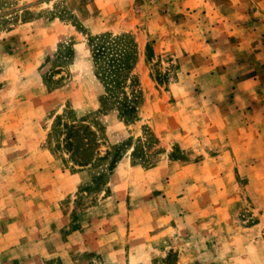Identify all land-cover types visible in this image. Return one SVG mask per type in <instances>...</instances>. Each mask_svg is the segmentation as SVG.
<instances>
[{"label":"rangeland","instance_id":"rangeland-1","mask_svg":"<svg viewBox=\"0 0 264 264\" xmlns=\"http://www.w3.org/2000/svg\"><path fill=\"white\" fill-rule=\"evenodd\" d=\"M0 264H264V0H0Z\"/></svg>","mask_w":264,"mask_h":264},{"label":"trees","instance_id":"trees-1","mask_svg":"<svg viewBox=\"0 0 264 264\" xmlns=\"http://www.w3.org/2000/svg\"><path fill=\"white\" fill-rule=\"evenodd\" d=\"M127 34L112 35L104 33L93 36L90 39L92 53L98 66V77L103 81L106 94H103L99 101L103 108L111 104L109 108L115 107L124 117H135L137 106L124 87L132 78V71L137 62L136 42L128 39ZM88 130V126H82ZM88 161H81L80 165H87Z\"/></svg>","mask_w":264,"mask_h":264}]
</instances>
